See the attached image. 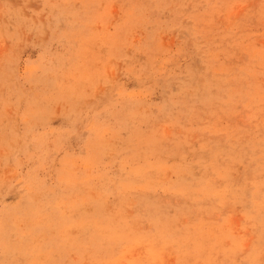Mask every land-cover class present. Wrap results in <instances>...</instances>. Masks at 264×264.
I'll return each instance as SVG.
<instances>
[{"label":"rangeland","instance_id":"1","mask_svg":"<svg viewBox=\"0 0 264 264\" xmlns=\"http://www.w3.org/2000/svg\"><path fill=\"white\" fill-rule=\"evenodd\" d=\"M0 264H264V0H0Z\"/></svg>","mask_w":264,"mask_h":264}]
</instances>
